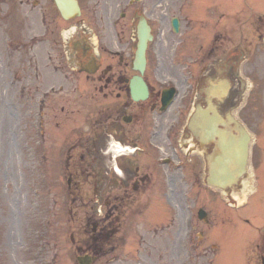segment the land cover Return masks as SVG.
Returning a JSON list of instances; mask_svg holds the SVG:
<instances>
[{
  "label": "flooded vegetation",
  "instance_id": "1",
  "mask_svg": "<svg viewBox=\"0 0 264 264\" xmlns=\"http://www.w3.org/2000/svg\"><path fill=\"white\" fill-rule=\"evenodd\" d=\"M78 1L80 6L87 4V19L79 18L71 21L78 22L76 28H79L80 32L78 37L72 38L65 46L67 49L75 50V61L80 63V67L87 72V66L94 59L90 35L98 34L97 48L102 53L99 58H95L97 67L93 69L94 74L97 72L99 75L98 88L101 91L108 89L117 91L116 122L126 125L123 133H128L129 136L124 142L135 147L134 155L130 160L119 163L123 169V176L116 179L114 192L103 196L102 201L105 200L108 204V212L103 211L102 217L93 228L94 232H99V236L103 237V241L100 240L99 249L100 255L106 256L116 250L114 244H110L108 248L105 246L106 238H110L116 231L122 230L121 242L125 241L127 232L124 221H128L136 212L137 203L140 202L144 192L142 187L152 184L153 180L157 179L152 160L147 159L140 164L136 157L137 154L148 155L152 152L153 155L156 148L168 154H181V148L175 142V138L185 126L186 116L193 103L191 98L195 99V102L200 101L205 106V92L203 91L205 80L210 77L225 76L238 81L237 87L233 82L231 83L235 92L227 98L225 97L219 104L223 111L237 105L236 103L239 102L240 95L242 96L245 89V83L242 84L237 75L239 64H242V73L243 66L248 67L247 78L252 79L253 85L259 91L264 83V45L261 41L263 22L251 24L258 34L257 44L254 43L252 37L241 38L234 44L235 22L227 14L221 15L213 21L205 22L184 16L186 17L184 22H179L181 36L177 40L167 32V22H164V32H166V34L164 33L166 39L164 48L157 39L156 44L150 45L147 52V64L143 78L150 87L149 99L133 101L127 91L129 90V79L136 73L133 69L132 58L136 45L137 22H118V41L115 48H112V44L107 45L103 40L107 24L111 32L109 19L112 11L103 10L98 4V0H94V6H90L92 0ZM148 2V0L133 2L131 15L135 20L141 12H144L143 9L147 11L145 15L149 19L152 5ZM52 22L60 21H56V17H53ZM148 23L153 30H160L154 22L149 20ZM238 23L240 24V22ZM155 56L159 58L156 64H154ZM182 76H184V80ZM154 77L178 80L181 91L186 89L185 86L194 88L195 96L188 92L182 93L185 99L179 104L176 115L170 110L160 114L157 95L153 94L154 89L157 88L153 85ZM126 115L129 116V119L125 118ZM191 147L188 152L195 153V163L191 162L187 165L181 158L178 164L181 168L187 165L185 170H189L193 174V184H195V176L200 177L199 171L204 169L205 165L203 153L197 150V145L192 144ZM155 154L158 155V153ZM114 257L117 258V256Z\"/></svg>",
  "mask_w": 264,
  "mask_h": 264
},
{
  "label": "rangeland",
  "instance_id": "2",
  "mask_svg": "<svg viewBox=\"0 0 264 264\" xmlns=\"http://www.w3.org/2000/svg\"><path fill=\"white\" fill-rule=\"evenodd\" d=\"M2 1L4 4H2ZM47 1L48 0H0V69L2 67L3 70V74H0V107L2 106V99H4V106L12 103L15 105L17 101L25 104V109L23 110V107H21L22 111L20 112V116L18 118L19 127H17L18 124L15 126L16 129L22 133L20 135L21 139L18 132L16 141L13 139V135H10L8 132L9 128L7 125L11 119L10 112L7 114L5 113V120L4 116L3 120L0 119V124L3 122V135L5 137V147L2 159L3 164H5L9 169V175H4L1 173L3 165L0 163V264H36V260H25L21 249L18 247L20 245L24 247L23 243L28 242L29 230H25L24 228L25 233L22 232V242L19 241L18 235L16 234V232H18L16 210L18 208L22 212L24 209L22 198L25 194L28 196L30 195L29 191H31V187L36 185L41 188V195L43 196H45L44 194H49L50 187L58 192L57 194L59 195V198H61V195H66L65 187L57 186V189H55L56 186L51 180L50 172L52 169L55 170L56 174L59 172L60 157L54 160L52 165L54 153L48 156V163L46 162L47 164L41 168L43 170L41 173L45 174L47 177L46 181H42L40 179L38 169L37 174L32 171H28L29 168L34 165V155L27 154L29 151L28 149L26 150L25 144L28 141H33V131H35L34 109L36 106V103L30 102V95L33 96L36 91L35 85L38 86L40 83V80L38 79V82L34 84V78L32 74L29 73L30 69L28 68L30 67V58L34 60V63L37 62L39 70L41 69L45 80L44 86L39 84V88H41V90L39 91L40 94L36 96H40V98H42L44 91H49L51 87L54 89L53 92L45 98V106L42 109L44 117L46 116V119L49 121L47 130L49 129L50 132H53L54 128H56L58 123L55 122L59 121V123H68L72 127L82 126L83 128H86L87 126L82 112H88L90 110L92 113V110H98V104H96V101H100L101 98V94L98 92H92L90 90L84 91V89L86 90L85 87H87L86 84L90 81L88 80L86 82L83 75L70 73L69 78L66 80L61 71L52 69V64H58L60 56L58 52H53L54 59L53 62H51V59L49 60L47 56L49 54L47 51L50 50L49 45L45 44V47L47 48H43L41 46L37 47L35 45V43H39L40 41H47L51 39V34L42 30L38 20L40 8H45V6L49 3ZM160 2L161 0L153 2L152 17L154 22H159L158 19L163 14L164 10H167L165 3L162 2V6L157 5ZM255 3L259 6H264V0H255ZM47 8H49V4L47 5ZM48 21L51 22L50 19ZM69 65L71 66V64ZM46 69L52 70V72H45L44 70ZM69 71L70 68L67 72ZM13 72H15V75ZM59 86L64 87V90L61 91V93L56 92ZM23 87L25 88L24 92L26 94L24 102L23 96L22 100H19V93L23 90ZM111 97H108L106 101L107 103L112 102V99H109ZM5 101H7V103H4ZM61 106H63L64 110L68 113L62 111ZM93 106L95 108H93ZM16 109L17 106L10 107L11 111ZM52 114H55L57 118H59V121H56V118H52ZM93 116L96 117V115ZM6 120L7 123H5ZM248 124L251 130L254 129L252 122L249 121ZM10 125H14V121H11ZM1 130L2 129L0 128V131ZM6 132L9 133L8 138L6 137ZM93 132L96 133V131ZM56 133L57 136H60L58 131H56ZM18 145L22 147L19 149ZM33 145L34 143L31 144V146ZM10 148L19 149L17 161H15V157L13 160L11 156L13 152ZM25 151H27V153ZM23 152L24 158L22 154ZM2 159H0V161H2ZM263 161L264 158L260 161L262 167H264ZM18 162L20 163L21 170L19 175L17 169ZM23 162H25L26 171L23 169ZM261 165L256 168V176L259 182L258 191L256 190L257 193L250 199L248 208L241 211L249 214L252 213L251 216H253L255 221H251V225L247 226L241 222L247 214L243 215L240 211H230L231 216H227L228 212L226 208L222 206V203L224 202L223 200L219 202V207L216 208V205L214 204L215 197L202 195V197H199L197 206L201 205L202 199V202L205 203L202 206L209 209L211 219L208 224L197 223L196 233L193 240L196 244L200 242V246L196 251L199 252L201 256L190 261L182 259L180 264H260V258L258 257L259 249L256 244L263 242L260 238V234L258 235V231L259 229L264 230V226H261L264 223V221L261 220L262 213L264 212V188L261 187L260 184L261 172H263L264 169L259 171ZM20 177L23 178L21 184ZM159 187L155 186L153 193L161 196ZM93 192L94 188L92 187V184H90L82 187L81 191L77 192V194H80L81 199L89 201ZM30 197L33 196H29L28 198ZM47 200L48 198L45 199V201ZM89 205L90 202H87L79 204V209H75L76 206L74 207L73 215L75 223L73 228L76 242H80L83 239L85 227L84 224L82 225V221H84V214L94 212V203L90 207ZM63 206H65L64 203ZM69 218L70 216L65 212L63 214L60 213L58 228L53 230L56 231L54 237L57 239L58 243V247L55 251L57 252L59 251L58 249L61 248V251L59 252L62 254L56 255L53 252V257H56V262L53 264H70L66 260V256H64L66 251L69 249V234L65 228ZM165 219L167 223L170 222L171 218L167 216ZM27 221L32 222V225L35 226L33 219H28L27 217L24 220L23 226H26L25 223ZM176 227L177 221L173 219L169 229L167 230L169 237L165 239V246L167 249L168 247H171L173 242L171 239V233H173ZM247 229L251 232L245 233V230ZM199 231L203 232V237L198 235ZM242 233H245L243 235H246V237L243 236ZM50 235L51 232L49 230L47 236L50 238ZM43 238H46L45 234ZM16 239H18V242ZM167 249H165L167 251V253H165V258L170 257V251ZM260 249L263 250L262 247ZM77 254V250H74L73 264H76L75 256ZM49 255L50 258L51 254ZM99 261H96L94 264H102ZM128 262H130V264H136V262L133 261ZM159 264L179 263L176 262L174 258H171L170 261L160 262Z\"/></svg>",
  "mask_w": 264,
  "mask_h": 264
},
{
  "label": "water",
  "instance_id": "3",
  "mask_svg": "<svg viewBox=\"0 0 264 264\" xmlns=\"http://www.w3.org/2000/svg\"><path fill=\"white\" fill-rule=\"evenodd\" d=\"M58 4L60 6V9L64 11L65 9L68 11L73 12V10L76 9V4L74 0H58ZM222 187H225V185L220 184Z\"/></svg>",
  "mask_w": 264,
  "mask_h": 264
}]
</instances>
